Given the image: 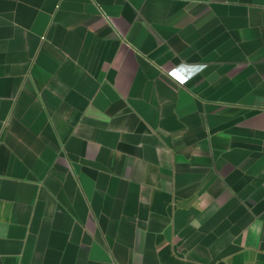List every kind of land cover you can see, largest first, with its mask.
I'll use <instances>...</instances> for the list:
<instances>
[{
    "label": "crops",
    "instance_id": "1",
    "mask_svg": "<svg viewBox=\"0 0 264 264\" xmlns=\"http://www.w3.org/2000/svg\"><path fill=\"white\" fill-rule=\"evenodd\" d=\"M0 264H264V0H0Z\"/></svg>",
    "mask_w": 264,
    "mask_h": 264
},
{
    "label": "clouds",
    "instance_id": "2",
    "mask_svg": "<svg viewBox=\"0 0 264 264\" xmlns=\"http://www.w3.org/2000/svg\"><path fill=\"white\" fill-rule=\"evenodd\" d=\"M206 68V65L189 63L186 59H180L178 64L166 67V77L178 87L186 86L190 80L199 75Z\"/></svg>",
    "mask_w": 264,
    "mask_h": 264
}]
</instances>
